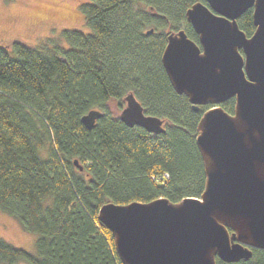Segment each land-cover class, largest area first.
<instances>
[{
    "label": "trees",
    "instance_id": "16d2710c",
    "mask_svg": "<svg viewBox=\"0 0 264 264\" xmlns=\"http://www.w3.org/2000/svg\"><path fill=\"white\" fill-rule=\"evenodd\" d=\"M196 1L90 0L82 5L89 32L0 45V209L36 235L33 251L0 236V264H124L98 217L103 203L203 192L196 136L213 104L194 108L161 59L169 31L183 27L199 42L186 14ZM237 20L254 32L252 7ZM128 92L164 119V131L121 119ZM221 105L233 113L235 97ZM92 108L102 113L89 128L82 115ZM252 250L216 262L264 264V248Z\"/></svg>",
    "mask_w": 264,
    "mask_h": 264
},
{
    "label": "water",
    "instance_id": "95a60500",
    "mask_svg": "<svg viewBox=\"0 0 264 264\" xmlns=\"http://www.w3.org/2000/svg\"><path fill=\"white\" fill-rule=\"evenodd\" d=\"M250 7L256 28L247 35L237 19ZM186 14L199 42L183 27L169 31L161 59L194 108L213 104L196 136L205 188L178 202L159 196L103 203L98 217L124 264H217L216 255L238 261L264 248V0H198ZM231 97L233 113L221 105ZM125 100L126 124L164 131V119L146 113L133 92ZM101 113L92 108L82 121L93 127Z\"/></svg>",
    "mask_w": 264,
    "mask_h": 264
},
{
    "label": "rangeland",
    "instance_id": "374dc122",
    "mask_svg": "<svg viewBox=\"0 0 264 264\" xmlns=\"http://www.w3.org/2000/svg\"><path fill=\"white\" fill-rule=\"evenodd\" d=\"M90 0H0V45L19 38L41 43L64 29L90 31L82 5ZM62 43L65 44L63 40ZM0 236L16 246L34 250L35 233L0 209ZM16 264H28L18 262Z\"/></svg>",
    "mask_w": 264,
    "mask_h": 264
},
{
    "label": "built area",
    "instance_id": "2783aa9c",
    "mask_svg": "<svg viewBox=\"0 0 264 264\" xmlns=\"http://www.w3.org/2000/svg\"><path fill=\"white\" fill-rule=\"evenodd\" d=\"M160 177H162V178L163 177L168 178L169 177V174H168V172L165 171Z\"/></svg>",
    "mask_w": 264,
    "mask_h": 264
}]
</instances>
